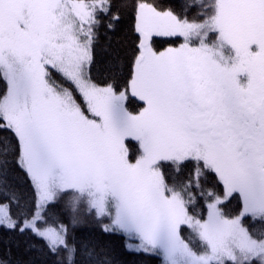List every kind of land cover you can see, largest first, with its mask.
Instances as JSON below:
<instances>
[{
	"label": "snow or ice",
	"instance_id": "1",
	"mask_svg": "<svg viewBox=\"0 0 264 264\" xmlns=\"http://www.w3.org/2000/svg\"><path fill=\"white\" fill-rule=\"evenodd\" d=\"M133 8L139 43L118 90L119 61L104 83L91 76L113 0H0V227L30 231L57 264L78 251L112 264L69 243L82 216L161 264H264V0ZM154 37L183 43L156 51ZM10 166L30 179L24 204ZM61 201L69 223L50 224Z\"/></svg>",
	"mask_w": 264,
	"mask_h": 264
},
{
	"label": "trees",
	"instance_id": "2",
	"mask_svg": "<svg viewBox=\"0 0 264 264\" xmlns=\"http://www.w3.org/2000/svg\"><path fill=\"white\" fill-rule=\"evenodd\" d=\"M148 2L162 4L165 7L172 5L177 12H181V5L185 0H148ZM133 4L134 0H113L112 11L114 14L119 13V20L113 21L114 28L111 30L105 27L100 28L99 38L94 46V61L91 65L92 78L98 83H104L106 77L111 75L113 65L119 61L122 71L115 81L118 90L124 88L139 43L138 34L134 29ZM180 41L181 39L177 37H154L151 42L154 48L159 50L167 45L175 46ZM5 91L6 83L0 80V94ZM141 106L142 103L129 94L127 102L129 110L137 112ZM131 158H134V155ZM7 184L11 191H15L21 197V204L31 200V182L23 171L10 166ZM3 199L4 196L0 194V200ZM62 205L63 201L51 206L45 213L50 224L69 223L68 214L61 210ZM236 205L237 200L233 199L230 204H227V208L234 209ZM15 210V205H13V212ZM82 219L83 223L76 229L73 230L69 227V243L72 242L74 232L78 248L81 243L87 242L90 247L94 246L97 252L103 249L112 264H161V259L155 255L128 251L125 247V238L119 234L102 232L100 224L94 217L82 216ZM188 231L185 228L184 234L187 235ZM61 256L63 253L60 255L51 254L44 247V241L38 239L30 231L20 233L18 230L13 231L0 227V261H4L5 264H57ZM76 262L82 264L80 251L77 252Z\"/></svg>",
	"mask_w": 264,
	"mask_h": 264
},
{
	"label": "rangeland",
	"instance_id": "3",
	"mask_svg": "<svg viewBox=\"0 0 264 264\" xmlns=\"http://www.w3.org/2000/svg\"><path fill=\"white\" fill-rule=\"evenodd\" d=\"M87 2H91V0H87ZM214 38V37H213ZM181 39V41H180V43H178L177 45H175V46H172V45H167L166 47H163V48H161V49H159V50H156L155 48H154V45H153V43H152V46H153V48H154V50H156V51H163L164 49H166V48H168V47H178L181 43H183V38H180ZM129 94H130V92H129ZM131 95V94H130ZM142 103V102H141ZM141 107H143V104H142V106ZM140 107V108H141ZM140 110V109H139ZM138 110V111H139ZM134 159H135V156H134V158H132V160L134 161ZM109 221L108 220H103L102 221V223H108Z\"/></svg>",
	"mask_w": 264,
	"mask_h": 264
}]
</instances>
